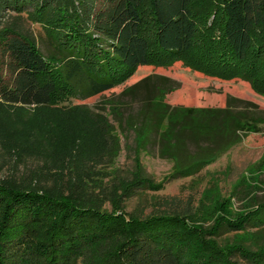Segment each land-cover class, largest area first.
Here are the masks:
<instances>
[{
	"label": "trees",
	"instance_id": "1",
	"mask_svg": "<svg viewBox=\"0 0 264 264\" xmlns=\"http://www.w3.org/2000/svg\"><path fill=\"white\" fill-rule=\"evenodd\" d=\"M192 1L0 0V103L60 108L139 68L176 61L264 95V0H200L204 14L191 10ZM25 23L39 27L43 52ZM178 86L149 75L107 99L117 129L132 130L139 149L153 145L171 160L170 177L182 178L239 141L240 125H256V114L231 95L222 106H191L179 94L168 104L165 94ZM137 168L108 211L94 199L0 182V264H236L235 255L264 264V199L237 212L227 200L200 199L179 210L127 213L121 195L162 187Z\"/></svg>",
	"mask_w": 264,
	"mask_h": 264
},
{
	"label": "rangeland",
	"instance_id": "2",
	"mask_svg": "<svg viewBox=\"0 0 264 264\" xmlns=\"http://www.w3.org/2000/svg\"><path fill=\"white\" fill-rule=\"evenodd\" d=\"M199 2L193 0L191 10L204 14L206 8ZM25 26L43 52L38 42L42 36L39 27L28 23ZM149 75H161L179 83L178 88L165 94L168 104L175 105L174 100L186 97L191 106H222L225 96L231 95L256 114V125L241 124L240 140L208 166L188 177H170L171 160L159 157L153 145L139 149L132 130L117 129L108 106L107 98ZM154 78L146 85L151 86ZM137 167L141 176L154 183L161 182L162 187L156 191L133 189L129 196L121 195V206L127 213L144 215L153 209L179 210L188 204L194 206L200 199L203 204L215 199L227 200L230 209L237 212L252 200H263L264 95L244 80L207 76L176 61L165 68H139L124 83L85 99H70L60 108L0 103V182L3 184L94 199L108 211L111 200L115 201L125 191L126 183L133 180ZM241 176L243 186L236 184ZM164 199L168 200L166 204ZM105 248L99 246L101 251ZM232 259L236 264H248L237 255Z\"/></svg>",
	"mask_w": 264,
	"mask_h": 264
}]
</instances>
